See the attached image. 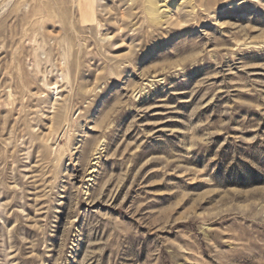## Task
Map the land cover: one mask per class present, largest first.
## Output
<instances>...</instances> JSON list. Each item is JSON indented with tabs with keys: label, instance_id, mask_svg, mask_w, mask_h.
I'll return each instance as SVG.
<instances>
[{
	"label": "rangeland",
	"instance_id": "1",
	"mask_svg": "<svg viewBox=\"0 0 264 264\" xmlns=\"http://www.w3.org/2000/svg\"><path fill=\"white\" fill-rule=\"evenodd\" d=\"M0 264H264V0H0Z\"/></svg>",
	"mask_w": 264,
	"mask_h": 264
},
{
	"label": "bare ground",
	"instance_id": "2",
	"mask_svg": "<svg viewBox=\"0 0 264 264\" xmlns=\"http://www.w3.org/2000/svg\"><path fill=\"white\" fill-rule=\"evenodd\" d=\"M81 6V5H80ZM94 16V13H92L91 10L87 11L86 17H90V19ZM94 18V17H93ZM86 22V19H85Z\"/></svg>",
	"mask_w": 264,
	"mask_h": 264
}]
</instances>
